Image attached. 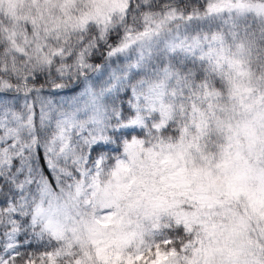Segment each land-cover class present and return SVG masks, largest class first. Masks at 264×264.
Masks as SVG:
<instances>
[{"label":"snow or ice","instance_id":"obj_1","mask_svg":"<svg viewBox=\"0 0 264 264\" xmlns=\"http://www.w3.org/2000/svg\"><path fill=\"white\" fill-rule=\"evenodd\" d=\"M0 264H264V0H0Z\"/></svg>","mask_w":264,"mask_h":264}]
</instances>
